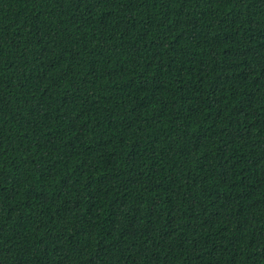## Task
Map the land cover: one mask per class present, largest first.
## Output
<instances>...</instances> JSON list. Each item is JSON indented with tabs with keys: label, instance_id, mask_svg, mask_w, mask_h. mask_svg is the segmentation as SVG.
Instances as JSON below:
<instances>
[{
	"label": "trees",
	"instance_id": "obj_1",
	"mask_svg": "<svg viewBox=\"0 0 264 264\" xmlns=\"http://www.w3.org/2000/svg\"><path fill=\"white\" fill-rule=\"evenodd\" d=\"M0 264H264V0H0Z\"/></svg>",
	"mask_w": 264,
	"mask_h": 264
}]
</instances>
